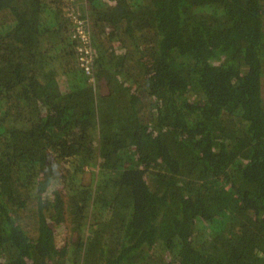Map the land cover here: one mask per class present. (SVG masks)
I'll list each match as a JSON object with an SVG mask.
<instances>
[{
  "label": "trees",
  "instance_id": "obj_1",
  "mask_svg": "<svg viewBox=\"0 0 264 264\" xmlns=\"http://www.w3.org/2000/svg\"><path fill=\"white\" fill-rule=\"evenodd\" d=\"M0 0V264H264V0ZM90 169V170H88Z\"/></svg>",
  "mask_w": 264,
  "mask_h": 264
},
{
  "label": "built area",
  "instance_id": "obj_2",
  "mask_svg": "<svg viewBox=\"0 0 264 264\" xmlns=\"http://www.w3.org/2000/svg\"><path fill=\"white\" fill-rule=\"evenodd\" d=\"M80 6L69 9L67 16L72 25L73 32L71 36L76 39V50L78 52L82 70L92 80L96 77V68L94 65V50L92 45V36L88 29V0H78Z\"/></svg>",
  "mask_w": 264,
  "mask_h": 264
},
{
  "label": "clouds",
  "instance_id": "obj_3",
  "mask_svg": "<svg viewBox=\"0 0 264 264\" xmlns=\"http://www.w3.org/2000/svg\"><path fill=\"white\" fill-rule=\"evenodd\" d=\"M89 1H90V0H88V7H89ZM89 9H90V8H89ZM67 13H68V12H67ZM67 18L69 19L68 16H67ZM87 20H88V29H89V31H90V33H91V36H92V42L94 43V40H93V34H92V18H91L90 10H89V12H88ZM69 21H70V19H69ZM70 23H71V21H70ZM71 27H72V32H73V25H72V23H71ZM92 45H93V44H92ZM93 47H94V45H93ZM94 58H95V55H94ZM94 62H95V59H94ZM88 170H90V169H88Z\"/></svg>",
  "mask_w": 264,
  "mask_h": 264
},
{
  "label": "bare ground",
  "instance_id": "obj_4",
  "mask_svg": "<svg viewBox=\"0 0 264 264\" xmlns=\"http://www.w3.org/2000/svg\"><path fill=\"white\" fill-rule=\"evenodd\" d=\"M81 65V64H80Z\"/></svg>",
  "mask_w": 264,
  "mask_h": 264
}]
</instances>
